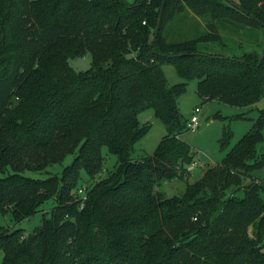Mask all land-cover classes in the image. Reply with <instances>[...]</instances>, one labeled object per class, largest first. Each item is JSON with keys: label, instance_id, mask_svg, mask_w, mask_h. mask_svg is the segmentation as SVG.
Here are the masks:
<instances>
[{"label": "trees", "instance_id": "1", "mask_svg": "<svg viewBox=\"0 0 264 264\" xmlns=\"http://www.w3.org/2000/svg\"><path fill=\"white\" fill-rule=\"evenodd\" d=\"M186 8L211 30L171 41L164 30ZM229 25L264 31V0H0V213L19 223L42 211L30 242L24 228L0 226V264H264V181L245 184L264 165V108L182 194L158 188L189 178L194 155L181 138L186 83L171 85L165 64L197 79L202 101L252 109L264 99V47L200 49ZM87 52L90 68L75 70L70 59ZM148 107L167 133L153 154L135 157ZM231 135L225 129L222 147ZM104 147L117 159L107 171ZM73 153L61 174H24Z\"/></svg>", "mask_w": 264, "mask_h": 264}, {"label": "rangeland", "instance_id": "2", "mask_svg": "<svg viewBox=\"0 0 264 264\" xmlns=\"http://www.w3.org/2000/svg\"><path fill=\"white\" fill-rule=\"evenodd\" d=\"M134 3L135 0H126ZM236 2L238 0H230ZM208 19L193 13L189 8L174 15L168 22L164 33L171 41H182L199 37L208 31L210 27L206 24ZM207 21V22H206ZM219 31L223 39L216 42H200V49L209 52H222L227 55H241L244 52H261L264 47V31L260 28L247 30L246 28L236 26H219ZM92 56L87 52L83 56L70 59V64L77 71H83L91 66ZM166 77L171 85L185 82L186 90L179 97L178 105L188 123L195 113V108L200 106L199 124L195 128H187L181 133V138L188 142L193 149V160L202 162L193 171L186 170L189 173L185 178L165 179L161 181L158 188L167 196L180 195L185 191L188 182H195L200 179L204 172L218 163H221L227 151H229L238 140L251 128L257 117L259 110L264 108V99L257 103L252 109L246 107H237L220 100L202 101L198 93V80H187L179 75L175 65L165 64L163 66ZM141 123L151 124L150 129L137 141L133 155L142 157L151 155L162 141L167 133L166 124L157 116L153 107H148L139 113ZM225 129L231 132L229 141L222 147L221 138ZM259 150L264 149V140L258 144ZM106 169H112L116 163V156L109 152L107 147L103 148ZM75 157V153L67 155L63 161L49 165L47 168L39 171L25 170L24 174L36 178H46L52 174H61L64 167L69 165ZM87 174L83 172V183H87ZM94 179L93 182H95ZM264 181V165L258 169L252 170L245 180V184L250 182ZM82 184V185H85ZM82 185H80L82 187ZM244 189V188H243ZM238 191V190H237ZM264 198V191L262 192ZM52 205V200L43 204L44 209ZM42 211H39L29 219L22 220L19 223H13L10 214L0 213V226H10L11 228L22 227L25 233H32L34 226L40 223ZM3 252L0 251V262Z\"/></svg>", "mask_w": 264, "mask_h": 264}, {"label": "built area", "instance_id": "3", "mask_svg": "<svg viewBox=\"0 0 264 264\" xmlns=\"http://www.w3.org/2000/svg\"><path fill=\"white\" fill-rule=\"evenodd\" d=\"M201 111V107L198 106L195 108V113L194 115L191 117L190 121H188V127L189 128H195L198 126L199 124V112ZM202 162H197V161H191L188 165H187V170L188 171H193L198 165H202ZM85 186H82L81 188H79V193L82 196V203L81 206H83V201L86 199V192H85Z\"/></svg>", "mask_w": 264, "mask_h": 264}, {"label": "water", "instance_id": "4", "mask_svg": "<svg viewBox=\"0 0 264 264\" xmlns=\"http://www.w3.org/2000/svg\"><path fill=\"white\" fill-rule=\"evenodd\" d=\"M94 3L97 4V1H95ZM161 15H162V8H161V12H160L159 20H158V25H157V27H156V32H157L158 29H159V23H160V21H161ZM263 56H264V53L261 55V57H263ZM33 235H34L33 233H30V234H29L28 239H27L28 242L31 241V239L33 238Z\"/></svg>", "mask_w": 264, "mask_h": 264}]
</instances>
